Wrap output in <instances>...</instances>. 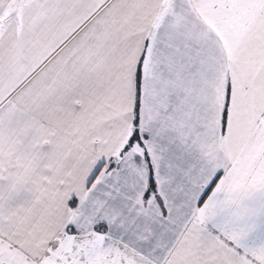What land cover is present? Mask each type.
<instances>
[{"label":"snow or ice","instance_id":"obj_1","mask_svg":"<svg viewBox=\"0 0 264 264\" xmlns=\"http://www.w3.org/2000/svg\"><path fill=\"white\" fill-rule=\"evenodd\" d=\"M0 264H264V0H0Z\"/></svg>","mask_w":264,"mask_h":264}]
</instances>
